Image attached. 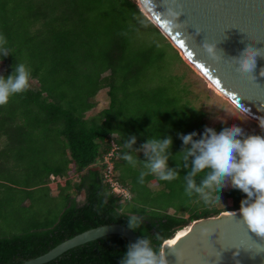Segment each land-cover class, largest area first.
Instances as JSON below:
<instances>
[{"label":"trees","instance_id":"16d2710c","mask_svg":"<svg viewBox=\"0 0 264 264\" xmlns=\"http://www.w3.org/2000/svg\"><path fill=\"white\" fill-rule=\"evenodd\" d=\"M140 9L136 0H0V35L11 52L0 59L2 76L7 78L22 63L38 83L0 107V140L15 137L22 144L24 137L36 140L42 134L45 144L55 134L63 154L61 165L32 173L40 180L26 191L31 197L34 190H45L44 197L61 210L44 224L0 237V264H22L99 226L128 228L130 215L143 218L141 227L131 231L152 237L154 249L161 250L194 221L239 210L246 198L227 187L224 202L205 205L197 195L185 194L187 169L172 181L149 174L141 184L140 173L147 171L143 163L133 166L122 159L129 136H136L137 149L149 138L171 136L174 158L168 166L182 168L176 156L182 150L178 133L202 135L205 108L214 97ZM102 90L107 107L87 116ZM223 127L211 128L219 132ZM113 144L118 149L113 151ZM110 153L112 178L129 193L128 199L106 181ZM132 155L145 159L143 153ZM127 246L124 237L109 235L45 264H119Z\"/></svg>","mask_w":264,"mask_h":264},{"label":"water","instance_id":"95a60500","mask_svg":"<svg viewBox=\"0 0 264 264\" xmlns=\"http://www.w3.org/2000/svg\"><path fill=\"white\" fill-rule=\"evenodd\" d=\"M139 1L143 3L150 18L140 9L144 16L177 52L180 49L184 53L202 80H208L216 86L235 107L256 119L264 118V78L259 77L260 69L264 68V58H257V67L253 73L255 80L238 73L232 62V57L245 45L264 51V0ZM170 7L183 11L177 21L183 24L181 30H170L165 26L163 15ZM204 43L215 44L223 51L221 55L224 58L220 63L208 57L203 49ZM238 211L222 212L216 217L194 221L176 244L166 245L164 242L161 250L165 251L168 264H180L169 249L183 254L182 264H199L196 250L191 247L193 242L194 247L201 242L207 245L210 264H264V252L258 253L260 250H253L246 243L250 232L243 219L231 214ZM109 235L124 237L128 245L140 238L123 225H103L75 235L47 253L22 264H45L72 248ZM221 240L224 242L223 253L217 250Z\"/></svg>","mask_w":264,"mask_h":264},{"label":"clouds","instance_id":"9594fccd","mask_svg":"<svg viewBox=\"0 0 264 264\" xmlns=\"http://www.w3.org/2000/svg\"><path fill=\"white\" fill-rule=\"evenodd\" d=\"M183 15L182 9L168 8L163 15L165 26L170 30H181L183 24L177 21ZM203 49L208 57L220 63L223 60L221 49L215 44L204 43ZM11 55L7 47L6 38L0 35V59ZM257 58H264V51L245 45L239 53L232 57L236 71L247 75L252 80L257 67ZM259 77L264 78V68L259 71ZM30 71L22 63L14 66L13 73L7 78L0 75V107L8 104L10 97L21 94L29 88ZM259 127L264 130V118L259 119ZM199 135V138L196 137ZM182 141V150L176 155L181 157L182 168H170L168 161L172 156L173 140L171 136L156 139L149 138L138 149L135 135L124 139L122 159L135 166L143 163L147 171H142L139 183H144L145 176L155 175L161 181L177 179L180 169H187L183 176L185 194L192 197L197 195L205 205L220 202L217 195L227 187L236 189L245 194L246 198L240 202L239 211L231 212L239 215L250 233L264 239V136L246 135L241 127H223L219 132L213 128L205 127L203 134L196 132L184 135L178 133ZM132 153H143L144 161L134 157ZM175 156V157H176ZM203 173L200 182L197 177ZM143 224V218L128 216V228L138 230ZM155 239L159 240L157 234ZM176 256L182 264L184 256L175 249L168 250ZM264 252L261 249L258 253ZM238 253H236L237 255ZM119 264H168L164 250H156L152 244V237L144 235L137 242L129 244Z\"/></svg>","mask_w":264,"mask_h":264},{"label":"rangeland","instance_id":"374dc122","mask_svg":"<svg viewBox=\"0 0 264 264\" xmlns=\"http://www.w3.org/2000/svg\"><path fill=\"white\" fill-rule=\"evenodd\" d=\"M2 71L3 67L0 64V75H2ZM197 77L208 89L200 76L197 75ZM29 85L31 89L38 88L35 79H30ZM196 87L199 88L198 85ZM208 90L214 97L207 102L205 108L208 113L206 117L207 127L211 128L219 124L226 127L235 125L241 127L244 133L248 135H259L264 131L234 105L217 96L210 89ZM94 102L96 106L87 113V116L96 115L98 111L107 107L106 90L100 91L94 98ZM9 104L11 105V103ZM41 136L42 134L36 140L24 137L21 140L22 144H19L18 138L15 139V137L5 141L2 138L3 143L0 140V237L19 234L23 229L25 230L33 224H44L54 218L61 210L59 203L53 206L55 202L49 200L48 197H44L46 191L43 189L34 190L31 197L27 196L28 193H26L40 180L34 178L32 173L44 174L45 170L52 168L53 165L59 166L62 164L63 154L60 151V143L56 140L58 137L53 134L49 136L48 141L44 144L40 138ZM225 189L219 194L220 202H224L223 193ZM51 193L55 194L54 192ZM26 196L28 200L25 203L21 202ZM83 196L81 194L77 197V200H82ZM57 201L59 202V200Z\"/></svg>","mask_w":264,"mask_h":264},{"label":"bare ground","instance_id":"6f19581e","mask_svg":"<svg viewBox=\"0 0 264 264\" xmlns=\"http://www.w3.org/2000/svg\"><path fill=\"white\" fill-rule=\"evenodd\" d=\"M136 1L138 3L139 7L141 8V10L143 11V13L146 14L147 16H149V14L147 13L143 3L141 1H139V0H136ZM149 18H150V16H149ZM173 44H174V46H176L174 42H173ZM178 52L181 55L180 57L183 59V61L195 72V74H197L199 76L200 74L198 73V71L196 69H194V66L190 65L191 63L188 61V59L184 55V53L180 49H179ZM203 81L205 82V84H206L208 89H210L217 96H219L221 98H224L225 100L228 101V99L225 98L223 93L216 86L212 85L208 80H203ZM231 104L233 105V103H231ZM236 108L239 111H241L244 115H246V117L250 118L252 121L257 123V125L259 126V119H256L255 117H253L249 113H246L245 111H243L239 107H236ZM188 229H189V227H187L186 229H182V230L178 231L172 239L165 241V244L166 245H174V244H176L188 232ZM246 243H247V245L250 248H252L255 251H259L261 249H264V239L256 237L255 234H253V233H248L247 239H246ZM194 245H195V242L192 243L191 247L195 248V250H196V257H198V259H200L199 260V264H210V260L211 259H210V253L208 252L207 245L204 242L199 243L196 247H194ZM217 250L220 253H223V251H224V242L222 240L218 243Z\"/></svg>","mask_w":264,"mask_h":264},{"label":"built area","instance_id":"2783aa9c","mask_svg":"<svg viewBox=\"0 0 264 264\" xmlns=\"http://www.w3.org/2000/svg\"><path fill=\"white\" fill-rule=\"evenodd\" d=\"M113 137H115V136H113ZM116 149H118V147L115 144H113V151ZM113 151H112V153H113ZM112 153L108 154L107 159H106L107 163H108V160L113 156ZM105 178H106V181L110 184L113 192L121 194L125 199H128L130 197L129 193L125 189H123L112 178V164L111 163H108V168H107V171L105 173Z\"/></svg>","mask_w":264,"mask_h":264},{"label":"snow or ice","instance_id":"6c2138e0","mask_svg":"<svg viewBox=\"0 0 264 264\" xmlns=\"http://www.w3.org/2000/svg\"><path fill=\"white\" fill-rule=\"evenodd\" d=\"M181 47H183V44H181Z\"/></svg>","mask_w":264,"mask_h":264},{"label":"crops","instance_id":"0c3cea01","mask_svg":"<svg viewBox=\"0 0 264 264\" xmlns=\"http://www.w3.org/2000/svg\"><path fill=\"white\" fill-rule=\"evenodd\" d=\"M2 141H3V139H2Z\"/></svg>","mask_w":264,"mask_h":264}]
</instances>
